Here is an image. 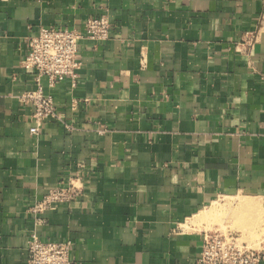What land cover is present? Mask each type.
Instances as JSON below:
<instances>
[{
	"label": "crops",
	"instance_id": "1",
	"mask_svg": "<svg viewBox=\"0 0 264 264\" xmlns=\"http://www.w3.org/2000/svg\"><path fill=\"white\" fill-rule=\"evenodd\" d=\"M100 16L76 78L41 79L63 121L30 134L29 38ZM75 177L76 200L28 211ZM228 204L264 230V0H0V264L33 232L71 264H197Z\"/></svg>",
	"mask_w": 264,
	"mask_h": 264
},
{
	"label": "built area",
	"instance_id": "2",
	"mask_svg": "<svg viewBox=\"0 0 264 264\" xmlns=\"http://www.w3.org/2000/svg\"><path fill=\"white\" fill-rule=\"evenodd\" d=\"M111 23L106 16L90 17L83 25V32L68 28H40L38 33L28 40V51L22 61L24 67L35 71V88L25 91L20 100L32 108L29 133L37 135L45 119L63 121L62 114L56 111L53 99L46 95L41 85L45 78L48 86L76 78L80 62L78 60V42L86 37L95 42H104L109 38ZM66 128H71L66 125ZM83 192L80 177L70 178L67 183L49 189L40 200L28 208L34 214L53 210L59 204H68L76 200ZM26 264H71L72 242L42 240L34 232L27 241ZM263 252L240 241L235 233L220 230L203 232L202 250L197 264H260Z\"/></svg>",
	"mask_w": 264,
	"mask_h": 264
},
{
	"label": "rangeland",
	"instance_id": "3",
	"mask_svg": "<svg viewBox=\"0 0 264 264\" xmlns=\"http://www.w3.org/2000/svg\"><path fill=\"white\" fill-rule=\"evenodd\" d=\"M225 203V202H224ZM228 202H226L227 204ZM231 203V202H230ZM229 205V210L223 212L224 218H221L219 221V229L221 232L224 233H235L239 236L240 241L245 242L248 246L252 247V248H256L259 249L261 246V243L264 242V230H261L260 234L259 231L256 230L255 226L253 225H249L248 223L244 226V229H242L241 231H239L240 229L238 228L239 224H241V215L237 214L235 212V210L230 207L231 204ZM221 210H225V204L221 207V202L217 205ZM216 210V209H215ZM221 216V215H219ZM240 216V217H239ZM244 218V215H243ZM247 221V218H244ZM243 219V221H244ZM216 220V218H215ZM245 221V222H246ZM239 229V230H238Z\"/></svg>",
	"mask_w": 264,
	"mask_h": 264
},
{
	"label": "bare ground",
	"instance_id": "4",
	"mask_svg": "<svg viewBox=\"0 0 264 264\" xmlns=\"http://www.w3.org/2000/svg\"><path fill=\"white\" fill-rule=\"evenodd\" d=\"M238 198V197H237ZM239 199V198H238ZM232 200V199H231ZM236 204V203H235Z\"/></svg>",
	"mask_w": 264,
	"mask_h": 264
}]
</instances>
